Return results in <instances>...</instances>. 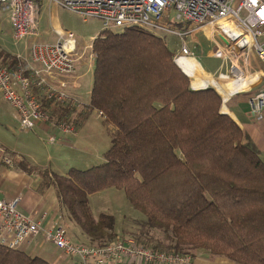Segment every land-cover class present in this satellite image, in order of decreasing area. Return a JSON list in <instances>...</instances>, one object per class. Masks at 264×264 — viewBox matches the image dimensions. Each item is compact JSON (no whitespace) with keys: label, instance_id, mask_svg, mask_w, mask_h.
<instances>
[{"label":"trees","instance_id":"obj_1","mask_svg":"<svg viewBox=\"0 0 264 264\" xmlns=\"http://www.w3.org/2000/svg\"><path fill=\"white\" fill-rule=\"evenodd\" d=\"M177 49L140 28L106 31L95 40L90 103L71 100L57 114L74 117L79 126L95 111L104 117L114 132L103 164L58 175L4 151L13 166L41 179L42 191L55 192L58 214L83 231L84 244L102 247L117 238L115 217L95 219L89 200L117 188L146 218L138 222V243L264 264L262 153L221 113L215 90L191 89L175 62ZM0 64L17 69L21 60L0 47ZM0 264L52 263L0 243Z\"/></svg>","mask_w":264,"mask_h":264},{"label":"built area","instance_id":"obj_2","mask_svg":"<svg viewBox=\"0 0 264 264\" xmlns=\"http://www.w3.org/2000/svg\"><path fill=\"white\" fill-rule=\"evenodd\" d=\"M44 1L86 19H99L103 32L140 28L157 36H173L181 42L175 62L192 90H215L222 99V114L229 113L233 99L248 95L250 119L264 122V0H242L237 7L236 0H0V11L9 14L13 41L34 40L31 57L18 56L17 69L0 64V92L15 110L23 131L46 129L49 145L70 143L80 131L74 117L57 114L71 100L74 106L82 105L69 93L81 58L78 42L62 30H56L59 38L54 43L35 41L40 36L38 6ZM198 31L212 43L205 55H196L185 43V37ZM98 37L84 53L91 66ZM4 162L11 164L7 157ZM21 199L0 200V243L10 249H20L43 234L47 243L83 264H192L188 254L161 252L130 236H117L102 247L80 243L57 211L26 215L19 210Z\"/></svg>","mask_w":264,"mask_h":264},{"label":"rangeland","instance_id":"obj_3","mask_svg":"<svg viewBox=\"0 0 264 264\" xmlns=\"http://www.w3.org/2000/svg\"><path fill=\"white\" fill-rule=\"evenodd\" d=\"M241 1L236 0L235 7ZM241 15L245 16L246 12L244 11ZM38 19L40 36L35 41H39V43L56 42L59 38L56 34L57 28L75 36L79 46L78 53L81 57L77 63V68H79L80 74L86 81L85 90L89 93L93 87V69L89 63L88 53L85 56L84 53L86 47L92 44L94 38L104 34L102 22L96 18L86 19L78 13L64 9L49 1L44 3L42 7L39 4ZM159 36L166 40L170 48H173L174 45L178 47V44L181 43L173 36ZM185 39V43L196 55H205L212 45L201 31L187 36ZM33 42V39H28L16 44L11 35L9 14L0 11V47L2 49L21 56L23 59L30 58ZM248 99V95H240L228 105V109L237 116L241 123L245 124L247 122L258 128L264 122L257 123L250 119ZM79 130L77 138H71L70 144L49 145L45 141L48 135L42 130L25 132L21 129L15 110L0 92V163L3 165H8L2 162L4 157L9 158L10 161L13 160L11 155L4 151L6 149L18 151L28 158L27 160L31 164L48 169L58 175H66L72 168L87 170L103 164L105 154L112 146L114 128L105 122L104 117L99 112L95 111L90 115L87 122L79 126ZM36 133L39 134L36 135ZM261 153L264 154L262 151ZM12 165L14 163L8 166ZM40 188L41 183L37 182L31 192L38 191ZM89 200L95 219H98L101 214L113 215L116 219L115 229L121 233L118 236L137 238V233L140 230L138 222L146 218L131 205L123 190L110 188L91 195ZM63 223L75 241L86 243L83 231L79 227L70 220L64 219ZM141 241L143 242L144 239L141 238ZM33 244L41 250L37 255L53 264H76L70 257L64 255L56 246L50 243L39 240ZM188 252V255L191 256L196 251L189 250Z\"/></svg>","mask_w":264,"mask_h":264},{"label":"crops","instance_id":"obj_4","mask_svg":"<svg viewBox=\"0 0 264 264\" xmlns=\"http://www.w3.org/2000/svg\"><path fill=\"white\" fill-rule=\"evenodd\" d=\"M44 3H48V1L42 2V4H40L41 7ZM56 30L60 29L57 28ZM78 69L79 68H77L74 76L70 80V97H72V99L78 100L81 104H89L91 100L92 90L89 91V93L85 90L86 81L83 79ZM92 69L93 74L94 66H92ZM234 100L235 99H233L232 101ZM227 115H230L240 125V127L245 131V133L250 136L251 140H253L259 150L264 152V123L262 125L260 124V126L256 128L255 126H252L247 122H245V124L241 123L237 116L230 112V110ZM39 130H42L47 135H49V132H47L46 129H38V131ZM38 134L39 133H36V135ZM45 141L48 144L47 139ZM67 144L70 143L68 142L65 145ZM10 152L17 153L18 155L25 157L18 151L10 150ZM262 158L264 159V154H262ZM37 182L41 183V179L36 175H29L13 165L8 166L0 163V200H11L16 196L21 195L22 199L19 207L20 211L25 213L26 215H38L46 209H54V211L58 212L57 198L53 190L42 191L41 189H38V191L31 192V189L36 185ZM116 233L121 234L117 231ZM39 240H43L45 243H47L44 239L43 234H41L37 238L32 240L30 243H25L20 249L28 252L32 256H39L37 254L38 252H41V250L33 244L34 242H37ZM191 256L192 264H235L226 258L214 257L211 255L209 256L200 251L194 252ZM73 261L76 264H83L82 262L75 259Z\"/></svg>","mask_w":264,"mask_h":264}]
</instances>
